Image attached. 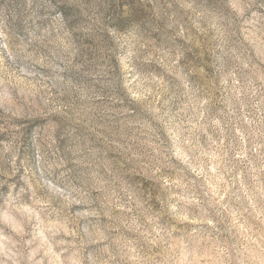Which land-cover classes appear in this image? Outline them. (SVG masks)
Returning <instances> with one entry per match:
<instances>
[{
    "label": "rangeland",
    "instance_id": "374dc122",
    "mask_svg": "<svg viewBox=\"0 0 264 264\" xmlns=\"http://www.w3.org/2000/svg\"><path fill=\"white\" fill-rule=\"evenodd\" d=\"M193 7L115 61L76 0H0V264H264V0ZM102 102L129 138L85 139Z\"/></svg>",
    "mask_w": 264,
    "mask_h": 264
},
{
    "label": "clouds",
    "instance_id": "9594fccd",
    "mask_svg": "<svg viewBox=\"0 0 264 264\" xmlns=\"http://www.w3.org/2000/svg\"><path fill=\"white\" fill-rule=\"evenodd\" d=\"M76 2L81 10V15L86 18V26L82 30L107 44V47L98 45L99 51L102 55L110 54L115 61L121 59L120 53L126 51L127 56L125 58H130L133 49L140 51L145 44L150 43L146 36H149L151 31L158 30L161 21L166 20L169 28L179 23L177 17L182 19V10L183 15H187V10L192 9L200 19L209 15L207 9L194 8V0H76ZM254 2L255 0H249L248 3H243L241 0H229L235 17H243L245 11ZM252 15L255 16L256 13H252ZM214 19L221 24L218 29L221 36L227 35L236 23L235 19L227 17H214ZM260 19L264 20V17ZM257 31L261 33V36H264V27L257 29ZM252 36H256V33H249L245 39ZM256 38L259 39L260 37ZM117 99L115 96L111 97L112 105H115ZM75 123L85 126L88 133L85 139L94 137L111 144L115 143L118 138H129L125 132L129 124L125 111L103 102L100 106L90 109L89 112L77 113ZM75 139L77 147L68 149L71 156L77 155L81 150L80 138ZM69 162H71V157H66L59 163L62 165ZM55 163V161L50 162L46 158V154L40 160L42 168L45 165L51 167Z\"/></svg>",
    "mask_w": 264,
    "mask_h": 264
}]
</instances>
